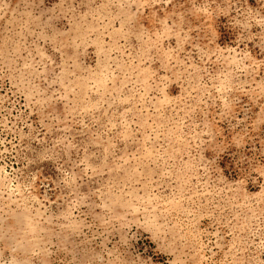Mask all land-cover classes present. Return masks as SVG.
Masks as SVG:
<instances>
[{
  "label": "rangeland",
  "instance_id": "obj_1",
  "mask_svg": "<svg viewBox=\"0 0 264 264\" xmlns=\"http://www.w3.org/2000/svg\"><path fill=\"white\" fill-rule=\"evenodd\" d=\"M0 264H264V0H0Z\"/></svg>",
  "mask_w": 264,
  "mask_h": 264
}]
</instances>
